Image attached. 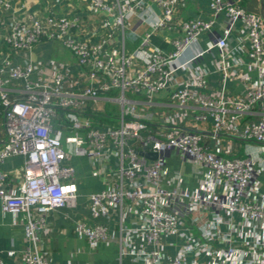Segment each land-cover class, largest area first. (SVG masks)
<instances>
[{"label": "built area", "instance_id": "built-area-1", "mask_svg": "<svg viewBox=\"0 0 264 264\" xmlns=\"http://www.w3.org/2000/svg\"><path fill=\"white\" fill-rule=\"evenodd\" d=\"M186 4L88 0L87 20L99 21L90 30L75 13L11 15L4 40L13 51L58 41L77 66L55 58L14 64L9 54L0 66V205L24 229L20 264H81L54 263L45 248L50 215L78 197L67 162L74 154L87 156L105 184L89 195L92 218L121 221L118 234L78 220L90 248L117 240L118 264H264V17L241 0H209L211 18H184ZM134 17L148 30L129 52ZM162 30L172 34L169 50L153 42ZM213 51L211 69L203 59ZM5 73L23 82L20 96L10 94ZM232 81L241 92L229 90ZM163 93L175 110L153 109ZM206 122L211 142L200 128ZM234 140L247 142L244 155ZM171 152L196 167V186L169 167ZM13 155L24 157V178L9 188L2 164Z\"/></svg>", "mask_w": 264, "mask_h": 264}, {"label": "crops", "instance_id": "crops-1", "mask_svg": "<svg viewBox=\"0 0 264 264\" xmlns=\"http://www.w3.org/2000/svg\"><path fill=\"white\" fill-rule=\"evenodd\" d=\"M10 6L0 7V66L10 55L14 64H22L27 58L36 61H46L50 58L63 60L69 63L75 69L76 58L73 54L65 49L58 41L43 40L38 43L32 51H13L5 42L4 35L7 32V24L11 15L19 18L37 17L46 14L66 15L80 14L83 17L82 23L87 30L99 25L98 20H87L88 0H7ZM241 3L252 12L260 14L264 17V0H241ZM181 16L184 18H211L209 9V0H187L186 6L181 10ZM217 27L220 29L222 18H219ZM128 30L136 33V37H126L125 47L129 52L134 51L141 43L142 36L148 30V26L142 24L141 21L134 17L129 21ZM220 31V30H219ZM172 34L166 30H162L153 37V42L164 49H171L169 39ZM206 36L201 39V46H204ZM190 50L186 55H190ZM217 56L216 51L207 54L203 60L211 69L213 68L212 60ZM244 60H248L247 56ZM255 75V74H254ZM213 80H217L218 76L211 75ZM6 87L12 96H20L23 82L11 80L8 73L4 74ZM216 83L215 81H213ZM229 90L237 94L242 91L243 86L238 81L228 83ZM156 105L153 109L158 110H175V105L172 100L163 93L155 99ZM200 111V109L198 110ZM3 112L0 106V126L2 124ZM201 131L205 134L207 141L211 136V123H201ZM3 144V135L0 136V147ZM235 148L244 150L247 147V142L243 140H234ZM68 163L72 164L76 169V182L78 183L79 193L74 206H68L58 211L53 212L50 217V230L46 234L45 248L50 252L54 263H67L68 260H74L81 264H118L119 263V244L115 240L109 244L102 243L96 249L90 248L88 242L82 236H79L75 231V223L78 220H85L89 223L96 221L105 222L110 229H113L120 234L121 221L117 215L112 219L101 217L99 220L92 218L89 209V195L94 192L101 191L105 184L102 179L93 174L90 161L84 155H71ZM116 163V160H114ZM168 165L172 170H181L187 172V178L184 185L190 187L196 186L197 176L196 167L180 161L176 152H171L168 155ZM3 170L7 174L6 183L9 188H16L24 178V157L13 155L8 157L2 164ZM264 179V176H263ZM134 217L125 221L126 224H131ZM25 244L24 229L21 225L14 222L13 216L5 213L0 205V264H20V251ZM123 264H133L129 257H125Z\"/></svg>", "mask_w": 264, "mask_h": 264}, {"label": "water", "instance_id": "water-1", "mask_svg": "<svg viewBox=\"0 0 264 264\" xmlns=\"http://www.w3.org/2000/svg\"><path fill=\"white\" fill-rule=\"evenodd\" d=\"M150 4L156 10L157 13H160V10H159L158 6L154 2H150ZM138 152H139V154L145 155L148 158H155L156 157V154L152 153V152H145V151H142V150H138Z\"/></svg>", "mask_w": 264, "mask_h": 264}, {"label": "rangeland", "instance_id": "rangeland-1", "mask_svg": "<svg viewBox=\"0 0 264 264\" xmlns=\"http://www.w3.org/2000/svg\"><path fill=\"white\" fill-rule=\"evenodd\" d=\"M240 153H241V155H244V151L243 150H241Z\"/></svg>", "mask_w": 264, "mask_h": 264}]
</instances>
